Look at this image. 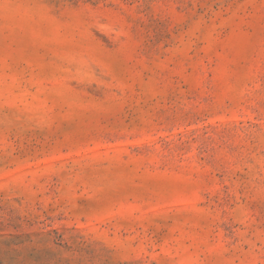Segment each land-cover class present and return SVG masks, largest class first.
Returning <instances> with one entry per match:
<instances>
[{
    "label": "rangeland",
    "instance_id": "obj_1",
    "mask_svg": "<svg viewBox=\"0 0 264 264\" xmlns=\"http://www.w3.org/2000/svg\"><path fill=\"white\" fill-rule=\"evenodd\" d=\"M0 264H264V0H0Z\"/></svg>",
    "mask_w": 264,
    "mask_h": 264
}]
</instances>
